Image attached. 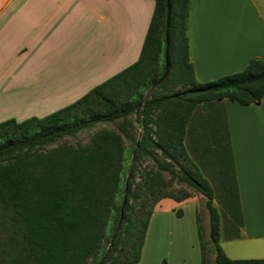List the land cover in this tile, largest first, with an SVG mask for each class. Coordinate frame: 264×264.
I'll list each match as a JSON object with an SVG mask.
<instances>
[{
    "label": "trees",
    "instance_id": "1",
    "mask_svg": "<svg viewBox=\"0 0 264 264\" xmlns=\"http://www.w3.org/2000/svg\"><path fill=\"white\" fill-rule=\"evenodd\" d=\"M168 5L169 71L155 86L166 73ZM190 9L191 0H155L136 63L43 118L0 123V264H138L156 205L196 194L210 220L207 236L197 213L201 264H264L224 251L214 184L187 143L200 105L262 102L264 61L199 82L190 59ZM100 124L109 127L95 130ZM81 132H89L87 144L67 140ZM221 173L220 202L235 216L229 165Z\"/></svg>",
    "mask_w": 264,
    "mask_h": 264
},
{
    "label": "crops",
    "instance_id": "2",
    "mask_svg": "<svg viewBox=\"0 0 264 264\" xmlns=\"http://www.w3.org/2000/svg\"><path fill=\"white\" fill-rule=\"evenodd\" d=\"M154 10L155 0H0V123L43 118L136 63ZM188 36L201 83L264 61V0H191ZM191 124L187 143L207 178L219 171L223 182L230 167L237 211L218 207L224 251L263 259L264 98L200 105ZM202 199L156 205L138 264H201Z\"/></svg>",
    "mask_w": 264,
    "mask_h": 264
},
{
    "label": "rangeland",
    "instance_id": "3",
    "mask_svg": "<svg viewBox=\"0 0 264 264\" xmlns=\"http://www.w3.org/2000/svg\"><path fill=\"white\" fill-rule=\"evenodd\" d=\"M103 127H109V125L100 124V125H98L95 128V130L103 128ZM138 131L140 132L141 130L138 129ZM89 139H90L89 132H81L75 138H68L67 140L72 142V143L81 142L83 144H87L89 142ZM148 164H150V163L147 162V161L143 162L142 168H144ZM215 172H216L215 178L213 177L212 179H215V182H213V184H214V187H215V190H216V194H217L216 205L219 207L220 204H221V202H220L221 201V193H222L223 190H222V188L220 186V182H219V179H218L219 178V171H215ZM167 177H169V176L167 175ZM175 188H177V189H187L189 191L191 190L190 188L186 187L185 185H177L176 184ZM195 196H202V195L196 194ZM199 208H200V215H201L202 220H203V225H204V228H205V232H206V234L208 236L210 224L208 223L209 222V213H208V210L206 208V200H205V198L200 201Z\"/></svg>",
    "mask_w": 264,
    "mask_h": 264
},
{
    "label": "water",
    "instance_id": "4",
    "mask_svg": "<svg viewBox=\"0 0 264 264\" xmlns=\"http://www.w3.org/2000/svg\"><path fill=\"white\" fill-rule=\"evenodd\" d=\"M170 16H171V10H170V5H168V13H167V26H166V40H167V48H166V73L164 75V77L155 85L157 86L158 84H160L168 75V71H169V67H168V50H169V43H168V40H169V36H168V33H169V24H170ZM141 137H142V130L140 131V134H139V138H138V141H137V145H136V148H135V151H134V154H133V157H132V161L135 157V153L138 149V147L140 146V140H141ZM119 229V226L117 227L116 231L114 232V235L111 239V242L110 244L113 242L114 238H115V235L117 233ZM109 249V248H108ZM107 253V252H106Z\"/></svg>",
    "mask_w": 264,
    "mask_h": 264
}]
</instances>
